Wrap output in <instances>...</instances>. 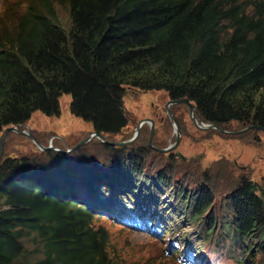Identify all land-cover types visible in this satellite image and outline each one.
<instances>
[{"label":"trees","instance_id":"obj_1","mask_svg":"<svg viewBox=\"0 0 264 264\" xmlns=\"http://www.w3.org/2000/svg\"><path fill=\"white\" fill-rule=\"evenodd\" d=\"M126 88L187 98L199 119L217 126L264 129V0H14L0 12V133L36 111L58 116L69 95L71 114L98 133L120 134ZM104 148L115 152L105 173L93 162H0V264H112L108 233L93 220L113 202L154 215L164 234L179 238L175 254H199L191 235L175 232L181 215L203 227L205 243L222 234L229 252L242 248L243 261L232 252L220 264L264 258V184L241 177L218 203L221 221L209 211L208 187L169 185L177 205L168 227L153 194L164 191V177L150 179L140 166L149 148Z\"/></svg>","mask_w":264,"mask_h":264},{"label":"rangeland","instance_id":"obj_2","mask_svg":"<svg viewBox=\"0 0 264 264\" xmlns=\"http://www.w3.org/2000/svg\"><path fill=\"white\" fill-rule=\"evenodd\" d=\"M13 1L0 0V12ZM57 12L63 27H66L68 24L66 10L63 7H58ZM168 98L167 93L163 91L144 92L126 88L123 107L128 124L120 134H104V137L110 142H121L136 136L131 142L132 144L113 145L116 148L126 147V154L141 147L149 148L144 154L140 166L142 165L143 174L150 179L156 178L157 174L160 178L164 177L162 179L166 184L163 186L164 191L161 194L154 191L153 194L159 197L161 208L157 210L167 218L165 222L168 227L167 220L170 217L173 218V212L177 205V191L175 192L169 186L173 184L178 186L177 189L183 188L187 192L198 189L200 185L208 187L212 193L214 204L209 211L217 215L218 221H221L218 203L226 198L241 177H246L259 186L264 184V132L253 128L243 131L247 126L243 127L237 122H230L223 126L216 125V128L199 129L192 123L188 108L180 104L174 107L176 111L182 108L179 115H174L180 128L179 144L174 150L162 153L157 149H165L174 143L175 127L171 116L160 115L156 120L152 113L154 105L151 103L159 105L162 109ZM70 102V96L63 95L60 98V114L58 116H46L36 111L28 122L18 126L19 131L23 133L9 132L3 142L0 162L6 158H26L32 164L39 162L49 166L56 164L57 161L67 162L69 160L74 168L83 166L85 162H93L94 164L99 163L105 173L107 171L106 160L109 156L113 157L115 152L107 153L104 148L105 144L95 137H91V133L94 131L92 124L71 114ZM159 117H163L164 120L159 121ZM194 117L199 118L195 112ZM148 118H153L154 121ZM142 120H151L152 123H143L137 134L138 124ZM197 123L199 124L198 119ZM152 129L154 135L150 147L148 137ZM2 134L3 132L0 133V142ZM30 136L45 150L38 148ZM88 138L90 139L84 142ZM78 144L80 147L74 149ZM47 148H49V154ZM114 158H116V163L117 157ZM110 161L111 157L109 163ZM133 201L134 199L131 200V202ZM180 216L175 219L177 221L175 232L185 230L191 235V242L199 251V256L195 260L196 264H209L211 261L227 262L231 259L229 255L232 252L237 259L243 261L242 248H233L232 252H229L227 243H223L222 234L213 237L212 242L205 243L203 227L180 221L178 220ZM93 222L96 228H103L108 233L107 252L112 264H179L176 262V258L181 255L179 251L177 254H175L177 251L168 254L165 252L167 234L152 239L146 236L145 232H130L121 229L112 220L100 215L98 218L94 217ZM216 231L219 232L218 225ZM172 238L179 240L174 234ZM202 243L206 250L212 251L211 254L204 251ZM192 260L190 259V261ZM252 263L264 264L262 254L256 253L254 260L253 257H249L247 264Z\"/></svg>","mask_w":264,"mask_h":264},{"label":"water","instance_id":"obj_3","mask_svg":"<svg viewBox=\"0 0 264 264\" xmlns=\"http://www.w3.org/2000/svg\"><path fill=\"white\" fill-rule=\"evenodd\" d=\"M170 103H173V104H185L188 108V114L191 118V121L192 123L197 126V128L199 129H207V128H216V125L213 124V123H203L199 118L198 121H199V124L197 123V119L194 117V112H195V106L187 99V98H184V99H180V100H172L170 101ZM168 115L171 116V118L173 119V126L175 127V135H176V138H175V141L172 145H170L169 147L165 148V149H157V151H160L162 153H167L171 150H174L178 144H179V141H180V128H179V125L177 124V121L176 119L174 118V116L170 113V111H168ZM145 122H151V120H142L139 122L138 124V127H137V134H138V131L140 129V127L142 126L143 123ZM152 123V122H151ZM254 128V126H249V127H246L243 131H247V130H250ZM258 130H261L264 132V129L262 128H257ZM9 132H17V133H23L21 131H19L18 129V126H12V127H8L6 128L4 131H3V134H2V138H1V142H0V161H1V157H2V151H3V142H4V139L6 137V135L9 133ZM152 136H153V129L150 131L149 133V137H148V145L151 147V139H152ZM91 137H95L96 139L100 140L102 143H105V144H110V145H114V146H123V145H127L129 143H131L136 136H134L132 139L130 140H127V141H121V142H110V141H107L104 137V134H101V133H98L96 131H93L91 133ZM30 139L38 146V148H40L41 150H45V148H43L32 136H30ZM90 138H88L87 140H85L84 142L88 141ZM82 142V143H84ZM80 144H78L74 149H77ZM49 148H47L48 150Z\"/></svg>","mask_w":264,"mask_h":264},{"label":"flooded vegetation","instance_id":"obj_4","mask_svg":"<svg viewBox=\"0 0 264 264\" xmlns=\"http://www.w3.org/2000/svg\"><path fill=\"white\" fill-rule=\"evenodd\" d=\"M170 101H172L171 99H167L166 100V102L164 103V105H163V108L162 109H160V106L159 105H155V104H153V103H151V105H154V107H153V110H152V113L154 114L153 116H154V118L156 119V120H158V116H160V115H162V116H164V117H167L166 115H168V112H167V110L168 111H170V113L174 116L175 114H177V115H179V113H181V110H182V108H179L177 111L175 110V108L174 107H176V106H178V105H180V104H173V103H170ZM175 101V100H174ZM181 105H183V106H186L185 104H181ZM186 108H187V106H186ZM174 111H176L175 113H172V112H174ZM164 112V113H163ZM169 116V115H168ZM176 117V116H175ZM148 119H151V120H153L154 121V119L153 118H148ZM164 120V118L163 117H159V121H163ZM177 121V120H176ZM146 124V123H145ZM154 135V134H153ZM152 138H153V136H152ZM151 143H152V139H151Z\"/></svg>","mask_w":264,"mask_h":264},{"label":"bare ground","instance_id":"obj_5","mask_svg":"<svg viewBox=\"0 0 264 264\" xmlns=\"http://www.w3.org/2000/svg\"><path fill=\"white\" fill-rule=\"evenodd\" d=\"M132 144V143H131ZM147 171H148V169H147ZM160 171V170H159ZM165 253V252H164ZM207 258H209V257H207ZM204 262V261H203Z\"/></svg>","mask_w":264,"mask_h":264}]
</instances>
